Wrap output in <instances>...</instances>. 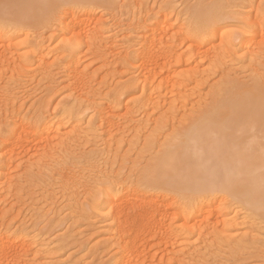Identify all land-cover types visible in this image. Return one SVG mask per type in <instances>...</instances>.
<instances>
[{"label":"bare ground","instance_id":"obj_1","mask_svg":"<svg viewBox=\"0 0 264 264\" xmlns=\"http://www.w3.org/2000/svg\"><path fill=\"white\" fill-rule=\"evenodd\" d=\"M116 1L117 0H0V41L4 47V50L0 54V66L4 64L6 59L8 61V58H6V50L13 47V41L17 35L20 34L21 28L29 26L27 25L29 23L42 26L41 28H44V31L35 33V38L32 36L33 40L28 43L27 46L30 48L31 55L32 53L34 54L32 55L33 58H36L39 62L38 69L41 72L48 73L47 77L52 75V66H57L59 67V71L62 69L66 73L64 75L68 83L66 88L69 90V97H71V99L69 98L70 100L68 101L69 107H67V102L66 108L63 109V107V111H60L64 114L67 113V115L74 113L72 116L75 119L71 126L73 134L75 133L74 137L76 140L82 138L86 139L87 137L92 138V136L89 135H93L91 133H94L96 130L93 129L94 119L99 120V122L101 121V125L104 127V135H102L103 137L100 136V138L102 137L103 139V143L102 139H98L99 136L97 137L98 140H101L102 145L106 146V143L111 142L110 140H115L110 139L115 136V127L113 129L115 122H113L114 120L112 117L115 115L114 112L117 111L120 105H118V107L114 103L119 100L126 88L138 85L141 96L147 94L145 100L143 99L144 101H142V103L139 102L141 104L140 107L142 108L146 105L150 106L151 103L149 102L155 100H152V97H154L152 96L153 92H150L151 89L147 87L148 84L150 85V83H152L150 79L153 78L152 68L150 66L149 69L147 65L151 62L157 66L159 58H165L168 61L172 57L173 60V56L176 55V48L175 50L173 48L177 46L174 44L175 42L186 41L191 36H195V33L197 36L203 38L213 31L212 29L214 26L221 25L218 22L229 20L230 22L227 24L231 26V28L221 35V41L225 46L227 45L231 48L234 41L238 40L239 48L244 50L245 55H248L251 51L253 52V50H256L257 53V48L259 49L261 45H264V7L261 4H256L257 2L255 3V0H245V2L248 1L247 6L249 7L246 10L244 9L246 5L241 6L239 3L234 4V1H232L233 6L237 4V7L235 6L236 8H239V5L242 7L239 9H235L234 7L233 9L231 4L227 5L229 2H224L227 7H230V5L232 6V9L227 8V11L223 9L226 8V6H221L223 4L216 5L210 3L215 5L213 7L206 5L207 3L204 4L203 1L199 2L195 4L196 8L191 7L192 10H189L191 12L186 16L188 19L187 23H185L183 19L176 22L171 21L167 17L165 8L161 13H155L153 9L145 8L150 10L144 9L146 14L145 16L143 15L144 17L140 14L142 17L136 16L137 19L129 18L126 19L125 22L111 14L114 22L113 26L116 28V32H114V28L111 25L112 23L110 24L112 28L101 26L103 25L104 19L98 16L96 12L100 7L110 9ZM243 1L244 0H242V2ZM133 4L135 6V3ZM134 6L131 7L134 8ZM166 8L168 9V7ZM215 8H219L220 11H223L220 12L219 9L216 11ZM88 22H92L93 25L90 26L91 24H89V27ZM235 26H239L240 29L236 31ZM117 28L123 31V37L121 35L123 41L118 43V47H116L117 42L115 40L119 32ZM220 28L218 29L217 27L213 32H218ZM110 32H112V34H110ZM45 33L49 34V36L45 37ZM105 33L110 34V36ZM119 33L121 34V32ZM187 33L190 34L189 38ZM29 35L30 34L26 35V37ZM52 36H56L58 43H62V46H56L58 48L44 52V47L46 46L48 48L46 44L51 40ZM84 46L94 50L95 53H102L99 57L102 60L104 59L106 61V56L109 55L114 57V59L121 60L125 65H135V67L143 71L146 69L147 74L142 73V75H138L134 78L132 77V80L126 82L124 86L119 88L116 99L111 101L114 106H108V111L101 102L95 100L93 95V97L90 96V92L86 89L89 82L84 83L85 75L83 71L79 70V55ZM54 51H56V53ZM53 52L55 57L51 62H48L46 57ZM183 55L185 57V53H183ZM191 55L193 56V54ZM192 56L190 58H192ZM19 57L22 56H18L17 59H19ZM180 57L181 55L178 57V64L180 63ZM189 57L186 59L190 60ZM58 58L61 59V62H57L59 61L57 60ZM186 59L185 61H188ZM9 62L11 61L9 60ZM23 62L24 64L29 63L28 60H23ZM169 62L170 60L168 63ZM6 65L7 64H5V66ZM14 65L16 64L14 63ZM164 65H166V63ZM5 66L3 68H5ZM3 68L0 67L1 70ZM8 68H11L13 72L14 68L12 64L11 66L9 65ZM0 73H2V71ZM12 75L13 74H11V78ZM65 77H63L64 81ZM192 77H194V74ZM12 87H9V89H11L7 90V92L3 91V93L1 92L0 94V96H2L0 97V103L1 101L8 102L1 103L0 105V112L3 108V116H0L2 118H0V178L3 176L5 181L2 182V185H5V183L7 185V183L10 182L9 179H11V176L9 170L14 163L13 155L17 146H25V142L28 140L31 141L33 138L35 140H47L50 132L53 133L51 137L55 139V137H58L59 127L62 126L63 121L65 122V120L59 119L57 112L52 111L53 113H50L44 105L36 109L34 108V111L31 110L33 112L32 116H21L18 115V113H12L14 111L9 112L11 108H8L7 104H12L14 102L13 99H11L12 101L10 102V98L13 96L11 94L13 92L11 91L14 87ZM16 88L18 89L19 87L16 85ZM158 89H155V91ZM81 90L82 93L77 94V92H81ZM84 91H86V94ZM155 94L156 92H154L153 95ZM15 96L16 94L14 97ZM142 98L143 97H141V99ZM2 104H4L5 107H2ZM159 104H157V106ZM12 105H14V103ZM74 107H76V109ZM88 109L92 110L91 119L89 122L87 120V124H89L88 127L82 130L80 129L81 127L78 126L80 125L78 123L85 117H83L82 114ZM144 122L147 128L146 124L149 121ZM64 125L62 127H64ZM95 126L96 125H94V127ZM145 127H142V129ZM92 129L94 131H91ZM138 131L136 133H138ZM106 137H108V141L105 140ZM109 144L110 143H108V145ZM114 144L115 143L111 142L113 147H110L112 148L110 151L107 149L106 154L108 151L110 154L114 149ZM118 144L119 143L116 144L117 147L119 146ZM61 145L62 144H60V149H63L64 147L62 148ZM148 145L151 146V148L157 149V154L155 153V156H151V159L147 161L145 167H140L139 165H141V163H137V167H135L132 176L125 177L124 175L117 174L114 172L115 170H111L112 168L110 170L114 173H111L108 169V164L106 165L107 167L104 165V167H106L104 171L108 170L106 172L110 175H101V173L106 172L101 169L103 167L100 168L98 166L101 171H103L101 172L100 169V172L97 171L101 176L98 175L99 173H96L98 178L93 176L97 179L92 182L93 184L89 183L88 196H90L91 204L88 203V205L91 206L94 212L92 213L91 209L90 213L96 216L102 212L103 214L107 213L110 220L107 226L109 227L108 231L110 233L108 238H110L112 241L111 243L114 245V252H112L109 262L107 263L132 264L135 262V258H137V260L139 259L138 257L143 252L141 249L148 246L152 239L161 238H159L160 235H158V231L161 229L162 231L165 229V231H159V233L165 234L166 236H185V233L188 232H185L183 227H186L187 231L193 232L194 229H197L200 232L201 228L199 226H205L204 224L209 222L208 220L213 218V216H224L223 220L216 224H221L222 229L225 231L234 226L236 227L240 223L239 217H231L229 215L234 205L240 208L242 207L241 209L247 212L245 213L246 217L249 216L250 218L249 220L247 219L249 223L250 221L253 222L256 220L254 218H259L264 221V87L261 86V84L243 86L242 84L239 85L234 83L228 87L226 86L221 94L216 96L211 103L205 104L197 110L190 120L183 124L180 130L175 131V133L163 144L158 142L157 139L155 140L154 136V138H151ZM97 147H100L98 148L99 150ZM97 147L94 153L98 154H94V156H99L101 154L100 152L104 150V148L101 150L103 146ZM66 151H69V149H66ZM116 152L114 153V157H119V153L117 152L116 154ZM70 154L73 155L72 153ZM101 156L104 157V155ZM110 163L112 164V162ZM94 167H97V165ZM110 167H112V165ZM53 170L54 176L50 175V177L52 176V181L59 185L61 184V189L68 188L65 189V191L72 188V186H68L71 183V185H74L73 187H75V185H80V183L81 186L88 183L85 179L83 180L87 181L86 183H79V176L77 177L78 180H75L76 172L69 171V168L66 170L63 169V166H57ZM64 170L72 172L74 175L69 173L71 174L69 176V174H66V171V173H64ZM77 175H79L78 172ZM76 181L79 184H77ZM87 185H85V187H87ZM218 202L220 206L222 205L221 207L216 205ZM87 213L89 214V212H86L84 209L83 214ZM244 215L241 217L244 218ZM164 217L169 218L168 223L162 221ZM242 220L244 221V219ZM178 222L180 223L179 225H181L180 229L178 228L179 226L176 225ZM2 224L4 228L3 230L1 229L2 231L0 230V264L5 263L11 247L14 246L19 250H23L33 243L31 239L33 235H30V238L28 237L29 233L27 231V226L21 223L20 226L12 230L6 227L3 222ZM197 225L198 227H196ZM181 228H183L184 231H182ZM187 235L190 236L189 234H186V236ZM188 236L184 238H188ZM33 240H36L35 237ZM33 244L35 245V243ZM43 246L45 247L46 245ZM25 250L22 252H25ZM39 252L40 251H37V253ZM144 257L145 256H143V258Z\"/></svg>","mask_w":264,"mask_h":264},{"label":"rangeland","instance_id":"obj_2","mask_svg":"<svg viewBox=\"0 0 264 264\" xmlns=\"http://www.w3.org/2000/svg\"><path fill=\"white\" fill-rule=\"evenodd\" d=\"M123 1L124 0H117L113 3V7L110 9L104 7L97 9V15L104 19L103 25L101 26L114 28L113 18L111 17L112 15L124 22L129 18L135 19L136 16H145V10H150L145 8H151L155 13H161L165 8L167 11H165L167 17L171 21L176 22L183 19L184 22L187 23L188 19L186 16L191 12L189 11L191 7L196 8L195 4L202 1L204 4L207 3L206 5L213 7L215 5L212 4H223L221 5L222 7L226 6V8H223L224 10L227 8L230 9L233 6L232 1H234V4L239 3L241 6L246 5V7H244L245 10L249 8L247 6L248 1L245 2V0L243 2L242 0ZM132 1L135 3V6ZM224 2H229L227 5L231 4L232 6L230 5V7H227ZM254 2H257L256 4H261L264 7V0H255ZM130 3L132 4L129 5ZM240 5L239 8H242ZM129 6H134V8L131 7L134 10ZM235 6L237 7V4L233 6V9ZM166 7H168V9ZM236 7L235 9H239ZM215 9L218 11L219 8ZM228 22L230 21L225 20L218 22L221 25L214 26L212 30L214 31L217 27L218 29L221 27L220 30L215 33L211 31L203 38L197 36L196 33L195 36L193 35L189 38L190 34L187 33L188 40L174 43L177 46L173 47L174 50L176 48V55L173 56V60L171 57V59H169L170 62L168 63L169 60L167 61L165 58H159L157 66L151 62L152 65L150 63L147 65L149 69L151 66L153 76V78L150 79L152 83H150V85L148 84L149 86L147 85V87L151 89L150 92H153L152 96L155 97L157 95V98L155 97L156 99L152 97V100H157V103L151 101L149 102L151 103L150 106L146 105L141 108L140 103L145 100L147 94L141 96V92L138 90V85L131 86L123 91L119 100L114 103L116 106L120 105V107L118 106L119 108H117V111L114 112L115 115L112 117L114 120L113 122H115L113 126V129L115 127V131L111 130L115 132H112L115 136L110 139H115L114 141L116 142L109 139L111 142L115 143L114 149L110 154L109 151L112 149L110 147H113V145H111V142H108L110 143L109 145L108 143H106V146L102 145L104 127H102L101 121L99 122V120L94 119V117L93 124L97 127H94L93 124L92 125L93 129H96V133L93 129L91 131H94L97 135L91 133L94 136H89H92L93 139L87 137L86 139L82 138L76 140L74 137L75 133L73 134L71 126L75 119L72 116L74 113H71V115L68 114L69 116L67 113H61V111L66 108L67 102L71 99V97H69V90L66 88L68 84L66 77L64 76L66 73L61 68L59 71V67L52 66V75L47 77L48 73L41 72L38 69L39 62L36 58H33L32 55L34 54L32 53L31 55L30 48L27 46V44L32 42L33 38H35V33L44 31V28L35 25V23H29L27 24L29 26L21 28L20 34H18L13 41V47L11 46L12 48L6 50V58H8V61L6 59L4 64L0 66L3 68L5 64H7V67L5 66L2 70L0 69V72L2 71V73H0V94L1 92L3 93V91L7 92V90L11 89H9V87L13 86L14 88L12 87L13 89L11 91L13 92L11 93L13 96L10 95L12 97L9 98L10 102L12 101L11 99H13L14 105H12L13 103L7 104V107L11 108L9 109V112L14 111L12 113H18V115L21 116H32V111L44 105L50 113H53L54 111L57 112L59 119L65 120V122L63 121L62 126L65 125L64 127L60 126L61 128L59 127V130L56 129L58 130V137H55V139L51 137L53 136V133L50 132L47 140H35L34 138L33 140L31 137L29 138L31 141H26L24 144L25 146H17L15 149L16 154L14 153L13 155L14 163H16H13L10 169L11 171L9 170L11 176V179L9 180L12 183L8 182L9 184L7 183V185L5 183L6 186L4 184L2 185L4 177L1 176L0 178V230H3L4 228L2 222L6 227H9L12 230L20 226L22 223V225L28 227V237L30 238V235H33L31 236V239L33 243H35V245L32 243L33 245L31 244V247L29 246L25 248L28 251L23 249L25 252H22L23 250H19L14 246L11 247L7 254L9 258L6 257L7 262L5 261L4 264H109L107 262H109V258L112 252H114V245L111 243L112 241L110 238H108L110 236L108 231L109 227H107L110 222L108 214H103L102 212L97 214V216L99 215L97 217L95 214H92L94 213L93 209L88 205V203L91 204L90 196H88V186L98 178L96 173H99L101 169L104 171L107 167L106 165L109 164L108 169L110 172L111 170H115L114 172L124 175L125 177L132 176L135 167H137V163H141V165H139L140 167H145L147 161L151 159V156H155L157 149L151 148V146L148 145L151 138H154L155 136V140L157 139L158 142L163 144L175 133V131L180 130L183 127V124L188 122L197 110L205 104L211 103L216 96L221 94L226 86L228 87L235 83L239 85L242 84L243 86L261 84V86L264 87V45H261L259 49L257 48V53L256 50H253V52H255L253 53L251 51L252 54L249 53L248 55H245L244 50L239 48L238 40L234 41L231 48L230 46H225L221 41V35L231 28V26L227 24ZM89 24H91L90 26L93 25L92 22H88V26ZM235 29L237 31L240 28L239 26H235ZM115 30L116 28H114V32H116ZM117 30L119 29L117 28ZM120 30L119 32H121V34L118 32V36L115 39L117 42L116 47L119 46L118 43L123 41V31ZM112 32H110V34H112ZM108 33L105 34L110 36ZM28 34L30 35L26 37ZM44 35L45 37L49 36L47 33ZM61 44L62 43H58L56 36H52L51 40L46 44L48 45V48L43 46L45 49L43 51L47 52L50 49H56L61 47ZM3 50L4 47L0 41V54ZM54 52L56 53V51ZM54 52L46 57L47 59L45 58L48 62H51L54 59ZM183 53H185V57ZM191 54H193V56ZM101 55L102 53H95L94 50L84 46L79 55V67L81 68H79V70L83 71L85 75L86 81L84 80V83L89 82L87 84L88 87H86L90 92H88L89 95H93L95 100L101 102L108 111V106H114L111 101L116 99L119 88L124 86L126 82L132 80L134 77L142 75V73L147 74V72L146 69H144L145 71L140 70L135 67V65H125L121 60L114 59V57L109 55L106 56V61L104 59L102 60L99 58ZM179 55H181V61L179 60L180 63L178 64ZM190 55L192 58H190ZM18 56L22 57L17 59ZM187 57H189L190 60L186 59ZM185 59L188 61H185ZM9 60L12 63L9 62ZM23 60H28L29 63L24 64ZM57 60H59L57 62H61L60 58ZM14 63L16 65H14ZM165 63L166 65H164ZM8 64L10 66L12 64V67L14 68H12L13 72L11 71V68H8ZM11 74L14 75H12V78ZM193 74L194 77H192ZM63 77H65V81ZM16 85L19 87L18 89L16 88ZM155 89H158L159 91H155ZM84 92L86 94V91ZM154 92H156L155 95H153ZM78 93L81 94L82 90L81 92H77V94ZM15 94L16 96L14 97ZM141 97L143 98L141 99ZM6 102L7 101H1V103ZM157 104L159 105L157 106ZM2 105V107H5L4 104ZM67 107H69V102ZM74 108L76 109V107ZM2 110L0 116H3ZM89 111L91 112L92 110L88 109L84 112L82 116H85L86 118H81L82 120H79L80 123L77 122L80 124L78 126L81 127L80 129L82 130H85L89 125L87 123L91 119L92 114V112L90 113ZM144 121H149L146 124L147 128L145 127ZM142 127L145 128L142 129ZM137 131L138 133H136ZM100 136L102 137L100 138ZM97 137L98 139H102V143ZM107 139L108 137H106L105 140ZM96 141L99 142L97 143ZM117 143H119V149L116 146ZM60 144H62L61 146L62 148L64 147V150L60 149ZM97 146H103L101 147V150H103V148L104 150L103 152H100L101 154L99 156H94V152H96L95 150L100 148ZM96 147L97 149H95ZM66 149H69V151H66ZM107 149L109 151L106 154ZM116 151L119 153V157H114ZM101 155H104V157ZM110 162H112V164ZM110 164L112 167H110ZM96 165L97 167L99 166L100 168H103L100 169L98 167L97 170V167H94ZM104 165L106 167H104ZM57 166H63V169L67 170L69 168V171L76 172L75 180H78L77 177L79 176V183L82 182L83 184L88 181L87 184H90H85L87 185V187H85L84 184L81 186L80 183V185H75V187H73L74 185H71V183L68 185L69 187L72 186L71 189L66 191L65 189L68 188L61 189V184L54 183L52 181V176L50 177V175L54 176L53 169ZM66 170H64V173H72ZM77 172L79 175H77ZM104 174L110 175L108 172L101 173V175ZM70 175L71 174H69V176ZM98 175L101 176L100 173ZM83 179L87 181H84ZM78 182L77 184H79ZM216 205L218 207L222 206H220L219 202ZM241 208L235 205L232 207V211L229 215L231 217L238 216L240 223L236 227L229 228L227 231L222 229L221 224H219L224 216H213V218L208 220L209 222L204 224L205 226H199L201 228L200 232L197 229H194L193 232L187 231L186 227H183L185 232H188L185 233V236H166L165 234L159 233V231L164 232V228L163 231L162 229L159 230L158 235H160L159 238H161L152 239L148 246L141 249V251H143L140 254L142 259L139 256V259L137 260V258H135L137 261L135 260L133 263L264 264V221L259 218H254L256 220L253 222L250 221L249 223L248 220L250 218L249 216H247L248 218L246 217L247 212L245 211V213ZM84 209L86 212L88 211L89 214H83ZM91 209L92 213H90ZM243 215L244 218L241 217ZM242 219H244V221ZM162 221L168 223L169 218L164 217ZM217 222L219 223L216 224ZM179 224L180 223L178 222L176 225L179 226L178 228L180 229L181 225ZM196 227H198V225ZM183 228H181L182 231H184ZM186 234H189L190 236L187 235L188 238H184L187 237ZM34 237L37 241L33 240ZM43 245L46 246L44 247ZM37 251L40 252L37 253ZM143 256L145 257L143 258Z\"/></svg>","mask_w":264,"mask_h":264}]
</instances>
